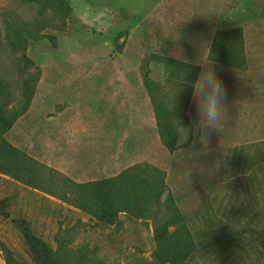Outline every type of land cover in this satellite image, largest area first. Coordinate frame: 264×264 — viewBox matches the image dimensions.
I'll use <instances>...</instances> for the list:
<instances>
[{
	"label": "rangeland",
	"instance_id": "obj_1",
	"mask_svg": "<svg viewBox=\"0 0 264 264\" xmlns=\"http://www.w3.org/2000/svg\"><path fill=\"white\" fill-rule=\"evenodd\" d=\"M68 1L63 33L39 29L57 37L53 47L17 45L9 19L29 22L42 10L0 0V77L19 115L0 132V171L13 175L0 174L9 215H0V264L3 247L14 262L35 264L12 221H28L51 245L60 233L104 264H156L151 222L122 215L106 228L55 196L124 172L138 186L133 170L142 164L165 173L186 214L195 252L184 264L264 263V0ZM231 31L240 34L236 58L245 68L211 57L218 34ZM210 62L227 118L206 146L191 137L181 145L173 125L196 122L188 85Z\"/></svg>",
	"mask_w": 264,
	"mask_h": 264
},
{
	"label": "trees",
	"instance_id": "obj_2",
	"mask_svg": "<svg viewBox=\"0 0 264 264\" xmlns=\"http://www.w3.org/2000/svg\"><path fill=\"white\" fill-rule=\"evenodd\" d=\"M22 1L25 4L39 5L42 13L29 22L9 19L7 25L14 36V42L20 45L27 41L48 40L53 47H57V37L44 35L39 29H52L57 33H63L68 26L66 19L72 11L69 1ZM47 9L51 10L50 14L45 13ZM239 35L238 31L218 34L211 48L212 59L215 61L222 59L230 67L245 68V60L236 58L241 44L234 37ZM8 95V84L0 77V132L2 133L9 131L14 120L19 116L12 114V109L8 106ZM4 148V145H0V150ZM0 174L13 176L1 171ZM133 176L138 179V186L128 184L130 174L124 172L111 179L74 185L75 188L70 194L55 196L70 207L88 214L96 224L106 228L120 226L123 222L122 215L130 221L151 222L153 239L156 243L155 263L184 264L193 256L195 243L187 227L186 214L177 207L176 200L166 186L165 173L156 167L142 164L133 170ZM27 185L34 190L43 191L36 183L29 182ZM52 194L54 193L50 195ZM4 202L3 200L0 203V215L8 219V212L3 207ZM12 222L21 231L35 264H104L86 248L77 250L70 246L67 241L58 237L60 233L55 235L51 245L34 234L28 221ZM3 250L7 253V264H21L14 262L10 251L4 247Z\"/></svg>",
	"mask_w": 264,
	"mask_h": 264
},
{
	"label": "clouds",
	"instance_id": "obj_3",
	"mask_svg": "<svg viewBox=\"0 0 264 264\" xmlns=\"http://www.w3.org/2000/svg\"><path fill=\"white\" fill-rule=\"evenodd\" d=\"M201 64L203 71L195 81L188 85L192 88L193 99L197 106V120L190 128L183 127L178 121H175L173 125L181 145L185 144L191 137L194 144L198 142L206 146L211 133L219 132L227 118L226 90L212 67L214 62ZM186 83L184 79L182 86Z\"/></svg>",
	"mask_w": 264,
	"mask_h": 264
}]
</instances>
